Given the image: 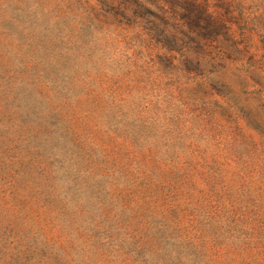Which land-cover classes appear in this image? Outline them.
<instances>
[{"label":"rangeland","instance_id":"374dc122","mask_svg":"<svg viewBox=\"0 0 264 264\" xmlns=\"http://www.w3.org/2000/svg\"><path fill=\"white\" fill-rule=\"evenodd\" d=\"M128 1L0 0V264H264V0H199L231 40L174 30L221 72L146 48Z\"/></svg>","mask_w":264,"mask_h":264},{"label":"trees","instance_id":"16d2710c","mask_svg":"<svg viewBox=\"0 0 264 264\" xmlns=\"http://www.w3.org/2000/svg\"><path fill=\"white\" fill-rule=\"evenodd\" d=\"M101 2L102 0H97ZM169 0H153L151 7L130 0L127 3L120 6L122 12L119 13L125 18L126 25H137L139 28V34H143L140 39L141 43L146 48H162L165 59L170 62L175 61L180 67L192 68L194 70H201L202 72L215 69L221 72L224 68V64L219 63V60L207 59L202 52L198 51L201 48H208L207 40L183 38L176 36V32H181L180 27H185L190 31H197L202 28L199 23L200 20H204V26L212 28L219 26L224 34L230 35L228 37L231 40V31L229 28V22L231 20L225 15H214L207 10V5L199 0H184L185 4L190 6L192 10H196V14H187L185 18L181 16L178 19V24L173 27L169 22L171 18L170 7L167 5ZM198 27V28H194ZM196 50V51H195ZM213 66L207 68V66Z\"/></svg>","mask_w":264,"mask_h":264}]
</instances>
